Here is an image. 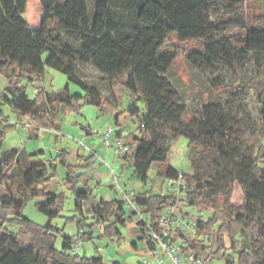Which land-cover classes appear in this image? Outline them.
<instances>
[{"label": "trees", "instance_id": "1", "mask_svg": "<svg viewBox=\"0 0 264 264\" xmlns=\"http://www.w3.org/2000/svg\"><path fill=\"white\" fill-rule=\"evenodd\" d=\"M249 1L39 0L44 14L40 26L32 27L25 16L28 0H0V73L8 78L7 87L0 90V264H107L101 255L71 254L72 236H64V247L57 248L51 222L39 225L24 215L27 202L37 197L46 198L51 218L60 215L65 195L45 189L56 179L60 166L66 169L63 180L76 195L78 214L71 219L78 233L83 230V240L94 234L87 229L85 211L95 220L91 227L103 224L106 235L120 238L118 226L140 215L137 225L145 249L156 246L152 232L159 230L163 208L176 201L170 193L152 189L134 194L137 211L128 214L124 201L94 196L80 170L88 163L69 164L68 150L47 159L45 150L39 149L27 154L26 162L19 159L17 148L2 150L6 129L17 124L2 114L3 103L18 114L19 121L30 118L29 137H37L42 130L59 131V113L76 107L82 99L113 116L116 136L131 147L124 158L133 159L134 172L144 184L153 163H168L170 149L162 141L166 130L174 138L187 137L195 155H214L225 162L223 173L212 180L184 173L194 186L192 204L209 212L193 244L221 264H264V80L254 77L264 61V15L251 20L246 10ZM221 8L223 16L214 19L212 14ZM62 31L79 38L76 47ZM193 40L201 42L199 48L187 50L194 66L221 67L233 75L217 83L226 92L225 104L208 101L200 115L188 116L172 66L183 45ZM84 64L127 89L130 103L121 108L104 96L97 84L81 76ZM46 67L62 71L86 93L71 94L67 85L61 91L31 97L21 82L41 79ZM126 115L141 122L136 133L124 137L122 118ZM207 142L213 148H207ZM178 172L168 163L165 176ZM237 183L244 189V198L230 211L224 193L232 194ZM7 222L20 224L24 230L10 232L4 227ZM214 232L218 247L211 244ZM226 237L229 245L222 246Z\"/></svg>", "mask_w": 264, "mask_h": 264}, {"label": "rangeland", "instance_id": "2", "mask_svg": "<svg viewBox=\"0 0 264 264\" xmlns=\"http://www.w3.org/2000/svg\"><path fill=\"white\" fill-rule=\"evenodd\" d=\"M248 16L251 20H256L264 15V0H250L246 8ZM44 10L39 0H28L25 16L32 27H39ZM224 14L221 8L212 14L214 19H220ZM264 19V17H262ZM53 26V24H51ZM67 40L73 47H76L79 38L73 34L64 31ZM126 34V33H125ZM201 42L198 40L188 41L182 47V54L178 56L172 66L173 80L179 82V88L183 94V102L185 103L188 116L192 114L200 115L203 104L208 101L221 102L225 104L227 100L226 92L218 88L219 81L227 82L232 78V71L221 67L212 69H203L194 66L187 57V50L199 48ZM46 55H44V58ZM81 76L97 84L104 96L109 97L114 102L120 103L121 108L126 107L131 100L130 92L123 88L116 81H112L90 64L81 65ZM255 80H264V61L256 67ZM27 87V92L31 97H36L43 92L61 91L67 85L71 94L84 95L85 89L76 82L69 80L68 76L60 70L46 67L44 75L41 79L31 82L25 78L21 82ZM8 85V78L0 73V90L4 91ZM144 108V103H139ZM2 114L11 123H17L16 127L6 129V135L3 141L2 150L11 148H19L26 151L35 149H44L45 157L52 159L58 157V153L65 149L68 150V163L71 165L87 164L80 168L84 176L88 179L89 186L94 190V196L97 198L104 197L107 200L118 199L124 201V191L131 196L147 190L156 192L163 191L169 194L168 186L165 178L161 177L167 168V164H171L181 173H199L206 179L212 180L217 173H223L227 164L214 155H195L194 151L189 149V139L184 135L174 138L170 131L166 130L162 139L165 146L170 149L168 163H153L150 169L149 181L144 184L134 172V161L132 158L125 159L117 152V143L111 137L113 145L107 146L104 143L102 134L108 127L118 126L114 123V118L109 113L101 110V108L86 103L83 99L78 102L76 107L61 111L58 115L60 130H42L39 137H29L32 123L30 118L25 117L22 121L18 120V114L7 104H2ZM5 122V121H4ZM141 120L137 117L124 116L122 118V132L124 137L130 133H136ZM207 148H213L211 142L206 143ZM78 152L85 158L78 157ZM130 154V153H129ZM92 155V157H91ZM22 160L25 156L19 154ZM90 159L87 161V159ZM159 165L162 168L159 170ZM59 174L54 182L46 189L52 190L58 194L65 195L64 207L58 217L51 218L48 210L46 198L37 197L29 200L25 205L23 212L29 219L39 225H46L51 222L56 234V246L59 249L64 247V236H72L78 234V225L73 222L78 213L76 208V195L70 185L66 183V169L59 167ZM227 197L226 208L234 211L243 201L244 189L240 184H234L232 194L229 190L224 193ZM128 214H132L135 209L128 206L124 202ZM194 212V210H190ZM209 212H206L208 214ZM85 215L89 216L88 230H93V238L83 240L75 254L87 256H103L107 264L117 261L118 264H142L145 259H150V254L143 247L140 239L142 231L138 228L137 221L140 215H135L132 221L126 226L119 225L122 238L118 235H106L105 225L94 223L91 214L85 211ZM10 232L22 233L23 226L17 223L7 222L4 224ZM228 246L229 240L226 237ZM134 242L139 247L135 248ZM210 243V242H209ZM211 244L218 247L217 233L214 232L211 238ZM74 254L72 249L68 250ZM213 264H221L222 261L212 259ZM164 264H170L168 261Z\"/></svg>", "mask_w": 264, "mask_h": 264}, {"label": "built area", "instance_id": "3", "mask_svg": "<svg viewBox=\"0 0 264 264\" xmlns=\"http://www.w3.org/2000/svg\"><path fill=\"white\" fill-rule=\"evenodd\" d=\"M102 137L107 146L113 145L111 137L114 138L120 156L131 153L130 145L116 136L114 127H108ZM164 178L170 194L176 201L163 208L159 218V230L152 232L156 246L146 249L151 258L145 259L142 264H164L167 261L170 264H213L212 259L200 253L193 244L200 236V223L206 220V212L191 202L193 184L180 171L175 176ZM123 194L124 202L137 211L132 196L126 191ZM82 235L83 230L74 236L75 243L71 247L74 253L83 242Z\"/></svg>", "mask_w": 264, "mask_h": 264}, {"label": "crops", "instance_id": "4", "mask_svg": "<svg viewBox=\"0 0 264 264\" xmlns=\"http://www.w3.org/2000/svg\"><path fill=\"white\" fill-rule=\"evenodd\" d=\"M29 135H30V133H29ZM37 137H39V135L37 136ZM19 151H18V155L19 154H21L22 156L21 157H23V156H25L24 158H22V160L23 161H25L26 160V155L27 154H29V153H33V152H35V151H37V150H39V149H35V150H32V151H26V150H22V149H19V148H17ZM78 154H80L79 152H78ZM19 157V156H18ZM26 162V161H25ZM168 165V164H167ZM162 168V165L160 166L159 165V170ZM161 177H165V173L164 174H161ZM47 187H45V189H46ZM106 199V198H105ZM143 242V247L145 246V242L144 241H142ZM139 247V246H138Z\"/></svg>", "mask_w": 264, "mask_h": 264}]
</instances>
